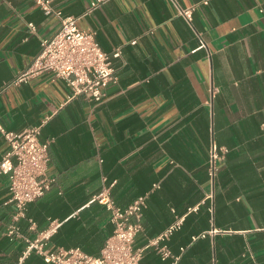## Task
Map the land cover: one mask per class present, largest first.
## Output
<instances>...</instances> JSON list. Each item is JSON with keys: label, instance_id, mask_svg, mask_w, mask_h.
<instances>
[{"label": "crops", "instance_id": "crops-1", "mask_svg": "<svg viewBox=\"0 0 264 264\" xmlns=\"http://www.w3.org/2000/svg\"><path fill=\"white\" fill-rule=\"evenodd\" d=\"M90 1L50 3L78 17ZM175 1L195 5L190 23L171 0H108L77 20L119 51L117 80L94 102L48 72L16 81L59 20L33 0H0V122L13 133L42 123L54 178L18 222L25 235L55 220L51 246L97 256L113 229L97 196L126 207L144 195L140 264H264V0ZM212 142L226 152L211 181ZM7 149L0 135V158ZM8 199L0 174V264L24 248L4 235ZM178 217L163 259L148 241ZM21 264L47 263L31 254Z\"/></svg>", "mask_w": 264, "mask_h": 264}, {"label": "built area", "instance_id": "built-area-1", "mask_svg": "<svg viewBox=\"0 0 264 264\" xmlns=\"http://www.w3.org/2000/svg\"><path fill=\"white\" fill-rule=\"evenodd\" d=\"M106 1L108 0H91L85 11L77 17L63 14L60 9L51 5V0H33L45 14L58 18L59 28L50 37L40 40L39 52L16 81H25L30 76L48 72L63 80L72 96L84 94L90 100L100 102L104 97V87L117 80L112 59L119 56V51L105 52L96 41L95 32L80 29L77 20L90 14ZM171 2L176 14L190 23L195 5L182 7L175 0ZM3 89L4 87H0V94ZM41 126L42 123H39L19 133H13L7 131L0 122V135L8 143V149L0 158V174L8 178V202L14 206L4 235L10 241L19 240L25 244L17 264H21L31 254L38 255L47 264H140L144 248L135 247L134 241L142 229L141 217L146 205L144 195L138 196L126 207L113 206L104 191L97 196L109 210L113 226L97 256L88 255L79 247L51 246L49 241L59 225L55 220H50L48 225L33 237L21 231L18 222L27 218V205L40 198L54 182V178L47 174L48 144L39 139ZM225 152L226 149L213 142L209 145L207 173L211 181L216 176L218 162ZM27 220L29 228L33 229V221L29 218ZM182 222L183 217H178L148 241L163 259L170 256L166 240L181 227Z\"/></svg>", "mask_w": 264, "mask_h": 264}, {"label": "trees", "instance_id": "trees-1", "mask_svg": "<svg viewBox=\"0 0 264 264\" xmlns=\"http://www.w3.org/2000/svg\"><path fill=\"white\" fill-rule=\"evenodd\" d=\"M12 242H19V243H22L23 244V247L25 246V244L22 242V241H19V240H16V241H12ZM24 249V248H23ZM21 253H22V251H21ZM21 255V254H20ZM18 263V261L15 263V264H17Z\"/></svg>", "mask_w": 264, "mask_h": 264}]
</instances>
